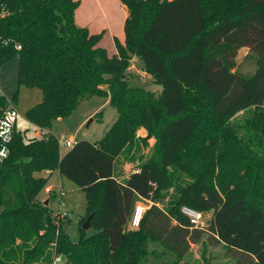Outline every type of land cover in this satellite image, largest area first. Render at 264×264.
<instances>
[{
    "label": "trees",
    "instance_id": "1",
    "mask_svg": "<svg viewBox=\"0 0 264 264\" xmlns=\"http://www.w3.org/2000/svg\"><path fill=\"white\" fill-rule=\"evenodd\" d=\"M120 1L125 41H116L118 52L110 56L99 46L104 32L77 25L80 0H0V69L18 60L19 86L43 93L26 113L28 122L51 129L95 95L109 96L118 112L101 141H78L64 154L54 135L25 141L16 126L9 155L0 160V264H53L58 257L64 264H142L149 242L174 253L172 264H179L205 235L236 264H264V192L254 195L257 186H245L250 168L264 176V0ZM243 48L256 56L250 76L236 70ZM135 57L160 93L132 86ZM16 99L0 96V118ZM246 111L247 138L224 129L233 138L219 147L226 153L214 155L200 142L207 120L226 123ZM153 137L156 145L140 154L138 172L119 181L115 166L126 148H147ZM245 156L248 166L239 161ZM179 171L187 180L161 207ZM53 172L87 194L80 225L92 215L98 235L84 240L81 227L80 245L62 230L68 218L55 217L57 194L48 205L39 199ZM140 199L151 206L140 228L131 229ZM184 206L211 214L206 226L191 229Z\"/></svg>",
    "mask_w": 264,
    "mask_h": 264
},
{
    "label": "rangeland",
    "instance_id": "2",
    "mask_svg": "<svg viewBox=\"0 0 264 264\" xmlns=\"http://www.w3.org/2000/svg\"><path fill=\"white\" fill-rule=\"evenodd\" d=\"M81 2V9H84V11L88 14L89 7L91 6L90 0H82ZM91 7L93 13L97 16L94 21L95 27L100 30L99 33L103 30L107 32V28L99 27L101 25V21H98V18L101 20L100 13L97 9H94L93 6ZM116 15L117 12L113 10L108 18L109 21L111 20L110 24L113 31L115 33H119V35L114 33V38L118 43L124 44L125 20L124 18L122 19L121 14H118V17H115ZM106 37L107 38H105V40H102L99 43V46L105 48L110 54L115 50V44L111 37ZM15 61L10 62L0 70V96L10 97L12 100L14 96L17 95L16 108L19 113L17 132L24 135L25 141H29L34 138L40 139L44 137V131H47L60 141L62 147L61 153L64 154L69 150L64 147V143L69 141H89L92 143L99 142L104 138L106 132L110 130L117 120L118 112L110 105V97L107 95H95L81 100L68 117L54 121L51 129L42 130L36 127L27 121L26 113L34 106L42 103L43 93L39 89L19 86L17 70L18 64H15ZM236 61V70L244 76L252 75L257 68L256 56L248 49H241ZM134 65L137 69L134 72L135 74H133L135 75V79L132 80V86H140L157 94L160 93L161 90L158 86L153 84L151 79L144 78L141 82L139 81L138 75L140 74V70L143 66L142 63L137 64V61H134ZM131 70L132 69H130V71ZM104 88L106 89V87ZM100 113H102V115H99ZM250 115V111L241 112L237 116L228 119V121L224 119L223 121H226V123L220 120L215 122L213 120H207L203 125V130L198 133V138L200 139V142H207L211 145L210 148L212 149L214 155H218L219 152L226 153V149L223 151L222 148L219 147L221 145H225L227 140L230 141L233 138H231V136L228 137V135L226 137V131H224V129H232L233 133H238L239 136L242 137L241 139H246L247 134L243 129V126L246 120L251 117ZM91 120H93L92 123H90ZM137 132H139V135L141 136L146 135V132L143 130H138ZM155 145L156 137H153L149 141L147 148H140L138 144L131 149L126 148L123 155L117 160L115 166V173L119 181L123 183L126 182L129 176L137 171L138 165L141 162L139 160L140 154L144 153L146 155L155 147ZM212 151L210 155H212ZM239 161L241 164L245 163L247 166L250 164V159L246 156L239 159ZM250 170H252V173L248 176L249 181L245 184V186H257L254 187L257 189V193H253L254 195L260 194L259 191L263 193L264 190L261 184L264 185V176H262L260 170H254V168H250ZM177 178L179 180H177ZM186 180V173L179 171L176 174V178L173 179L172 187L162 194V198L159 201L161 207H165L170 199L176 197L178 188H180L182 183ZM62 183L64 184L63 187ZM62 191L64 192L63 201L65 203V211L69 214L68 221L62 227V230L72 244L80 245L83 240L81 232V227L83 226L80 225V221L88 213L87 194L82 189L78 188L73 182L60 176L58 172H54L47 185L41 191L40 197L47 201L50 200L55 193L58 197H61ZM138 205H141L146 209L151 206V204L142 199L138 201L137 206ZM51 208L55 212H58L59 199H56L51 204ZM205 218L206 221H208L211 218V214H207ZM96 235H98V231L90 228L85 231L84 240L91 239ZM207 240L208 236L205 235L199 244L192 245L189 254L183 257L179 264H236V260L227 254L226 249L222 246L210 245ZM159 246L156 245L158 253L154 252V255L157 253V256H153L154 258L152 260V264L174 263L177 256L171 252L166 253V251L164 254V250L162 249L163 247L161 246L162 248H160ZM149 259L150 255L145 257L143 262H146ZM64 263H66V260H64Z\"/></svg>",
    "mask_w": 264,
    "mask_h": 264
},
{
    "label": "built area",
    "instance_id": "3",
    "mask_svg": "<svg viewBox=\"0 0 264 264\" xmlns=\"http://www.w3.org/2000/svg\"><path fill=\"white\" fill-rule=\"evenodd\" d=\"M5 12L0 16L4 17ZM17 49L20 50L21 46H17ZM19 113L15 106H11L5 112L2 118H0V160L6 159L10 152V145L13 141L15 128L17 126ZM48 134L44 133V136ZM63 142V141H62ZM60 143V141H59ZM76 142L69 141L64 143V147L67 149H71ZM60 148L61 143H60ZM138 172V171H136ZM64 192H61V197H59V210L56 213L55 217L58 219H66L69 218V214L65 211V203L63 201ZM147 209L141 205L136 206L131 222L130 228L131 229H139L141 225V221L146 213ZM181 214L186 217L190 222L191 229H200L204 228L207 224L205 215L197 211L191 207L184 206L181 209ZM53 264H64V259L62 257H58L55 259Z\"/></svg>",
    "mask_w": 264,
    "mask_h": 264
},
{
    "label": "crops",
    "instance_id": "4",
    "mask_svg": "<svg viewBox=\"0 0 264 264\" xmlns=\"http://www.w3.org/2000/svg\"><path fill=\"white\" fill-rule=\"evenodd\" d=\"M80 1H82V0H80ZM82 3V2H81ZM90 5L91 6H93L94 7V9H97L98 10V12L100 13V15H101V20H99V18H98V21L101 23V25L99 26V27H102V28H107V32L105 31V30H103L102 32H104V36H103V39L102 40H105V38H107L106 36H108V38H112L113 39V41H114V44H115V50L112 52V53H110L109 55L110 56H112V55H114V54H117V46H116V39L114 38V35L115 34H117V35H119V33H115L114 31H113V28H112V26H111V24H110V21H109V16H110V13L114 10V11H116L117 12V15L115 16V17H118V14H121L122 15V19L124 18V20L126 21V17H127V10L125 9V7H124V5L121 3V1L120 0H90ZM81 6H82V4L79 6V8L76 10V14H75V21H76V23H77V25L79 26V27H81V28H86V29H88L89 31H90V33H92V34H100L99 33V31L100 30H98V28H96L95 27V25H94V21H95V18H97V16H95V13H93V11H92V7L90 6L89 7V11H88V14L84 11V9H81ZM121 10H122V12H121ZM124 26H125V22H124ZM101 32V33H102ZM109 32V33H108ZM108 33V34H107ZM115 33V34H114ZM107 34V35H106ZM124 39H125V33H124ZM243 49H246V48H243ZM134 61H137V64H141L142 62L138 59V58H134L133 60H132V64H131V73L132 74H135L134 72H135V70L137 69L136 68V66L134 65ZM15 64H18V68H17V70L19 71V62H18V60H16L15 61ZM8 65V64H7ZM6 66V65H5ZM4 66V67H5ZM142 66H143V64H142ZM3 67V68H4ZM3 68H1V69H3ZM0 69V70H1ZM137 76V75H136ZM139 76V81L141 82L144 78L146 79V78H149V79H151L152 80V82H153V79L151 78V76L150 75H148L145 71H144V69L142 68L141 70H140V74L138 75ZM133 79H135V75H134V78ZM154 84V83H153ZM155 85V84H154ZM157 86V85H156ZM158 88L162 91V87H160V86H158ZM148 91H150V90H148ZM160 91V92H161ZM152 92V91H151ZM6 98H8V97H6ZM8 100H11V98L9 97L8 98ZM46 134H51V133H49V132H47V131H44ZM74 142H77V141H74ZM54 173V172H53ZM52 173V174H53ZM59 173V172H58ZM60 174V173H59ZM45 175L43 174V175H41V177H44ZM61 176V175H60ZM63 183H62V187H63ZM39 199L41 200V201H43V202H47V201H49V200H45V199H43V198H41L40 196H39ZM149 203V202H148ZM149 204H151V203H149ZM156 245L157 246H159V244H156V243H153V242H149L148 243V250H149V255H150V259L149 260H147L146 262H143L142 264H152L153 262H152V260H153V256H157V250L158 249H156ZM160 248H162L161 246H159ZM164 251H163V253L165 254V249L164 248H162ZM154 252H157L155 255H154ZM166 253H167V251H166ZM176 261V260H175Z\"/></svg>",
    "mask_w": 264,
    "mask_h": 264
},
{
    "label": "water",
    "instance_id": "5",
    "mask_svg": "<svg viewBox=\"0 0 264 264\" xmlns=\"http://www.w3.org/2000/svg\"><path fill=\"white\" fill-rule=\"evenodd\" d=\"M93 120L90 121V123H92ZM49 201L45 202V205H48ZM92 215L87 219L86 223L83 225L82 229L84 231H87L91 228V220H92Z\"/></svg>",
    "mask_w": 264,
    "mask_h": 264
}]
</instances>
